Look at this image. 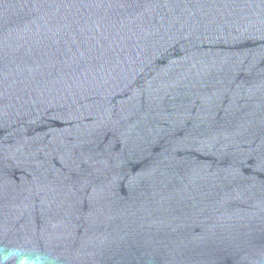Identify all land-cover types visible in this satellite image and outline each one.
<instances>
[{"label": "water", "instance_id": "1", "mask_svg": "<svg viewBox=\"0 0 264 264\" xmlns=\"http://www.w3.org/2000/svg\"><path fill=\"white\" fill-rule=\"evenodd\" d=\"M0 264H264V0H0Z\"/></svg>", "mask_w": 264, "mask_h": 264}]
</instances>
